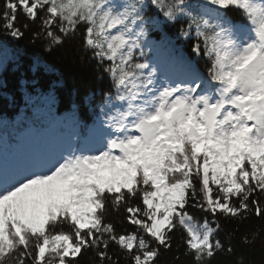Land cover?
Here are the masks:
<instances>
[{
    "label": "snow or ice",
    "instance_id": "1",
    "mask_svg": "<svg viewBox=\"0 0 264 264\" xmlns=\"http://www.w3.org/2000/svg\"><path fill=\"white\" fill-rule=\"evenodd\" d=\"M0 32L49 53L79 36L110 84L74 142L0 171V264H168L177 232L174 261L264 264V0H0ZM46 71L27 61L28 100Z\"/></svg>",
    "mask_w": 264,
    "mask_h": 264
},
{
    "label": "trees",
    "instance_id": "2",
    "mask_svg": "<svg viewBox=\"0 0 264 264\" xmlns=\"http://www.w3.org/2000/svg\"><path fill=\"white\" fill-rule=\"evenodd\" d=\"M228 15L233 19L237 13L229 11ZM23 16L19 17L18 23H22ZM168 34L175 38L176 29L169 28ZM3 33L0 32V36ZM81 43L80 37L64 47L52 52H45L40 41L33 42L30 34L19 42L5 38L3 48L0 49V60L4 61L5 68L0 70V153L7 149L19 148L26 142L23 133L30 128L38 134L50 130L51 125L61 131H69L76 138L79 128L76 120L81 125L87 123L92 125L94 117L92 109L85 101L86 97L95 95V102L98 103L103 94L110 91V84L107 77L98 78L96 62L92 59L90 52L78 49ZM175 53L179 56H191L192 41L175 40ZM14 49L22 51L25 55V65L20 69L11 61ZM154 53L149 52V56ZM33 56L41 57L47 65V71L40 76L43 87L32 93V99H27L26 91L20 87L21 72L27 73V61ZM206 61L200 60L199 68L206 75ZM79 105V109H77ZM66 127V128H64ZM121 214L110 213L107 217L117 225V231H121ZM258 222L251 220L246 225L240 226L241 233L247 229L254 228ZM180 233H176L173 240V252L166 253L162 259L168 264H184V258L180 261L172 259L176 246L180 243ZM241 250L237 248L236 255ZM248 254L259 258V244L255 249H249ZM91 253H86L80 258V264H90Z\"/></svg>",
    "mask_w": 264,
    "mask_h": 264
},
{
    "label": "rangeland",
    "instance_id": "3",
    "mask_svg": "<svg viewBox=\"0 0 264 264\" xmlns=\"http://www.w3.org/2000/svg\"><path fill=\"white\" fill-rule=\"evenodd\" d=\"M163 54L165 52L161 53V57ZM28 139L29 142L24 147L0 156V171L8 173L23 171L60 151L69 142H74L68 132H57L53 129L43 135L30 133Z\"/></svg>",
    "mask_w": 264,
    "mask_h": 264
}]
</instances>
